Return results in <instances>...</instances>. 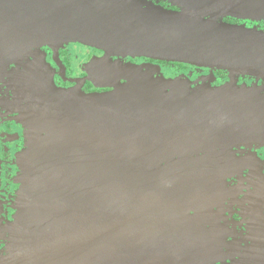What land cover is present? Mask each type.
Here are the masks:
<instances>
[{
	"label": "water",
	"instance_id": "water-1",
	"mask_svg": "<svg viewBox=\"0 0 264 264\" xmlns=\"http://www.w3.org/2000/svg\"><path fill=\"white\" fill-rule=\"evenodd\" d=\"M168 1L179 11L146 0H0V83L25 56L64 43L264 78V32L217 20L264 4ZM105 64L113 91L104 94L58 88L40 61L7 82L26 127L11 264H172L193 234L189 208L221 190L222 148L264 142L262 119L238 109L247 93Z\"/></svg>",
	"mask_w": 264,
	"mask_h": 264
},
{
	"label": "flooded vegetation",
	"instance_id": "flooded-vegetation-1",
	"mask_svg": "<svg viewBox=\"0 0 264 264\" xmlns=\"http://www.w3.org/2000/svg\"><path fill=\"white\" fill-rule=\"evenodd\" d=\"M146 1L179 11L168 0ZM259 4H264V0H259ZM250 17L258 20L225 16L219 18V22L264 32V13ZM104 59L149 68L157 66L167 79L190 80L193 87L202 85L213 90L230 88L247 93L246 98L239 99L242 104L238 109L250 117L262 119L263 139L264 78L184 64L182 68L174 63L147 58L120 57L80 43H64L56 49L42 47L10 66L0 83V264H11L7 259L10 243L8 227L16 215L21 190L18 157L26 144V127L20 122V114L12 109L14 94L7 82L29 63L40 61L48 66L58 88L78 89L87 95L104 94L113 91L106 75L100 76L101 72H112L109 65L101 68ZM98 63L99 71L95 67ZM222 150L224 158L218 163V168L213 169L216 170L214 177L221 180V190L205 196L207 199H203L199 206L189 208L188 232L193 234L182 241L179 256L174 257L176 261L172 264H264V142L241 137ZM175 243L168 240L170 246H175Z\"/></svg>",
	"mask_w": 264,
	"mask_h": 264
},
{
	"label": "rangeland",
	"instance_id": "rangeland-1",
	"mask_svg": "<svg viewBox=\"0 0 264 264\" xmlns=\"http://www.w3.org/2000/svg\"><path fill=\"white\" fill-rule=\"evenodd\" d=\"M206 13H208V12H206ZM231 16H232V17H236V18L246 19V20H249V19H250V20H258V19H255L254 17H246V16H238V15H231ZM214 17H215V16H214ZM207 18H208V19H209V18H212V16L209 15ZM220 18H222V16H221ZM217 20H219V18H218ZM103 69H104V68H103ZM105 74H106L107 79L110 81V76H109L110 73L107 74V72L105 71ZM160 74H161V73H160ZM161 75H162V74H161ZM108 76H109V77H108ZM163 76H164V75H163ZM164 77H165V76H164ZM165 78H166V77H165ZM166 79H167V78H166ZM176 79H178V78H176ZM172 80H175V79H172ZM186 81H189L190 84L193 85V83H191L190 80H186ZM200 87L207 88V87L202 86V85H201V86H195V87L192 86V88H194V89H198V88H200ZM212 90H213V89H212ZM8 231H9V227H8Z\"/></svg>",
	"mask_w": 264,
	"mask_h": 264
},
{
	"label": "trees",
	"instance_id": "trees-1",
	"mask_svg": "<svg viewBox=\"0 0 264 264\" xmlns=\"http://www.w3.org/2000/svg\"><path fill=\"white\" fill-rule=\"evenodd\" d=\"M177 65L181 66L182 68H184V67H185V66H184V65H182V64H177Z\"/></svg>",
	"mask_w": 264,
	"mask_h": 264
}]
</instances>
